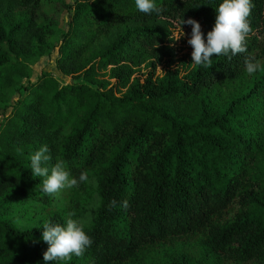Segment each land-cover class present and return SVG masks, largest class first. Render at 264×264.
Masks as SVG:
<instances>
[{"label":"trees","instance_id":"16d2710c","mask_svg":"<svg viewBox=\"0 0 264 264\" xmlns=\"http://www.w3.org/2000/svg\"><path fill=\"white\" fill-rule=\"evenodd\" d=\"M155 2L0 0V264H44L43 224L69 217L92 243L48 264H264V0L245 51L207 67L174 33L192 17L206 35L219 0ZM49 50L70 82L30 81ZM43 145L49 168L88 181L43 192L29 168Z\"/></svg>","mask_w":264,"mask_h":264},{"label":"clouds","instance_id":"9594fccd","mask_svg":"<svg viewBox=\"0 0 264 264\" xmlns=\"http://www.w3.org/2000/svg\"><path fill=\"white\" fill-rule=\"evenodd\" d=\"M138 11L148 14L158 12L155 0H134ZM251 0H219L215 6L214 24L206 35L202 33L199 22L189 17L182 19L181 24L191 26L187 43L191 46V62L195 65L209 66L212 54L236 55L245 51L244 41L250 31L247 17L250 14ZM184 35L183 30L175 38ZM255 61H246L245 69L251 74L259 69ZM50 160L47 145L30 155V169L32 175L43 178L42 191L55 194L61 189L72 188L80 182L88 181L86 171H81L78 177L71 176L61 160L49 168L45 162ZM115 204V201H112ZM86 217L67 218L63 224L45 222L42 226V239L48 247L43 253L44 264L49 261L68 260L72 255L80 256L91 245L90 236L84 230Z\"/></svg>","mask_w":264,"mask_h":264},{"label":"rangeland","instance_id":"374dc122","mask_svg":"<svg viewBox=\"0 0 264 264\" xmlns=\"http://www.w3.org/2000/svg\"><path fill=\"white\" fill-rule=\"evenodd\" d=\"M72 0H65L66 3L71 2ZM47 10V16H51V13H53L52 8H46ZM66 20H67V13L66 11H61L58 16V21H56V24L54 23L55 28L57 27L60 30H64L66 28ZM184 35L180 38H184V41L181 39H177V46H180L182 48V53L187 51H192L191 46L187 43V39L189 36V33L187 31H184ZM175 37L179 35V33H174ZM57 52L56 50H49L47 51L43 56H41L38 61L32 66V73L30 76V81H34L40 74L43 72H49L52 74L54 78L58 80L59 83H68L71 81V79L65 75H63L56 66V58ZM27 81L25 79L20 80V85H25ZM20 94H24V90H20ZM17 97V94L15 95ZM14 97V98H15ZM10 108H7L5 110L6 114H8ZM3 112L0 110V120L3 119Z\"/></svg>","mask_w":264,"mask_h":264}]
</instances>
